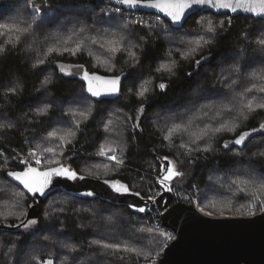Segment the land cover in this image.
<instances>
[{
  "label": "trees",
  "instance_id": "16d2710c",
  "mask_svg": "<svg viewBox=\"0 0 264 264\" xmlns=\"http://www.w3.org/2000/svg\"><path fill=\"white\" fill-rule=\"evenodd\" d=\"M36 7L45 9L42 20L32 14ZM111 9L104 0H0V25L39 21L33 35L19 43L14 34L0 35L4 49L0 52V125L4 126L0 128V264H42L49 258L55 264H149L160 259L174 239L171 234L169 241V232L159 225L160 207L137 215L125 207L61 192L41 204L39 230L8 231L37 202L6 178L7 172L28 167L19 164L21 160L42 156L41 162L69 160L66 165L81 176L118 180L143 199H155L167 157L184 174L179 177L181 188L195 189L200 208L214 216H239L256 202L253 193H262L243 182L264 179L260 155L264 130L245 145L229 143L227 149L223 145L264 125V109L256 107L264 103V93L245 92L264 86V81L251 77L264 70V44L259 42L264 39V21L197 13L181 29L167 23L163 32L126 24ZM210 21L217 29L212 42L192 52L201 37H212L205 32ZM81 27L86 32L81 33ZM113 48L119 50L112 52ZM202 56H211V62L189 80L186 74L196 72L195 61ZM37 60L45 64L33 68ZM60 66L82 74L67 77ZM233 66L241 68L239 75L232 72ZM85 71L102 77L131 75L124 80L118 100L96 102L86 92ZM160 83L168 85L166 92H161ZM213 87L221 94H208ZM143 88L148 91L141 97ZM142 104L150 106L134 129ZM223 107L233 111L223 112ZM39 110L46 114L38 115ZM233 124L238 127L229 131ZM177 125L187 126L188 131L173 133L171 142L165 140ZM204 132V139L191 143ZM48 147L55 149V155L43 151ZM113 148L122 163L97 155L101 149ZM33 150L36 155H29ZM180 193L174 190V195ZM104 243L118 245V250H104L100 247Z\"/></svg>",
  "mask_w": 264,
  "mask_h": 264
},
{
  "label": "water",
  "instance_id": "95a60500",
  "mask_svg": "<svg viewBox=\"0 0 264 264\" xmlns=\"http://www.w3.org/2000/svg\"><path fill=\"white\" fill-rule=\"evenodd\" d=\"M223 2L235 3L236 0H223ZM241 2L244 3L246 7L248 3H255L256 0H241ZM111 4L126 12L158 16L168 23L171 28L176 30L181 29L186 21L197 13L229 16L231 19L243 17L264 21V17L256 16L246 11L245 8L238 7L236 11H231L230 9L194 6L186 12L187 18L183 20V26L181 27L180 25H172L169 18L155 9L146 7L127 8L126 6L116 4L115 0H112ZM124 80L125 79L122 78L121 91ZM99 83L101 82H94V84ZM121 91L118 97H94V99L114 102L119 99ZM165 164H167V161L163 162L161 168ZM160 177L161 169L159 179ZM6 178L13 184L18 183L12 181L7 175ZM55 179L58 178H54V180ZM175 180H173L171 184ZM102 182L101 180H95L89 177H86V179L82 181H65L57 185L56 188L51 191L50 195L61 192L76 199L98 200L108 205L125 207L137 215L146 214L150 209L160 207L161 214L159 216V225L162 230L172 234L174 240L164 248L160 259L152 261L149 264H264V212L252 218L214 219L204 216L192 206L175 202L173 184L171 191H167L162 188L157 181L160 194L155 199H143L141 196L135 195L119 196L112 192L111 189ZM19 188L31 199L37 200L36 205L30 207L28 210L25 219L30 218L39 220L41 215V204H43L50 195H48L46 199L42 198L39 194L33 197L31 193H27L26 190L23 189L22 185H20ZM92 190L95 192L93 197H82L79 195L80 192ZM128 204H134L137 208L142 207L145 211H134L127 206ZM21 229L23 228L15 227L7 230L19 231Z\"/></svg>",
  "mask_w": 264,
  "mask_h": 264
},
{
  "label": "snow or ice",
  "instance_id": "6c2138e0",
  "mask_svg": "<svg viewBox=\"0 0 264 264\" xmlns=\"http://www.w3.org/2000/svg\"><path fill=\"white\" fill-rule=\"evenodd\" d=\"M115 3L118 5L126 6L127 8H137V7H146L155 9L160 13H163L167 18L170 19V22L172 25H180L183 26V20L186 19V12L190 9H192L194 6H207L210 8H218V9H230L231 11H236L237 8H245L246 11H249L253 13L256 16L264 17V0H256L255 3H248L245 7L244 3L241 2V0H236L235 3L231 2H223V0H115ZM46 8L50 9V5H46ZM258 9V11H257ZM121 11L120 8L116 9V12L119 13ZM32 12L37 16L40 17L41 20L44 17L45 9L41 7H36L32 9ZM105 16L108 15V13H104ZM39 23L38 20H33L32 23H27L25 21H17L10 25H0L4 29L3 32H0V35H6V34H14L16 37L17 43L21 41L22 38H26L28 36L33 35L35 31V26ZM143 24V22H139ZM230 24V21H229ZM201 27L203 25L201 24ZM81 33L86 32L85 27H81L79 29ZM216 27L213 26L212 22L210 21L208 23V26L205 28L206 33L212 34V37H209L207 39L201 37L200 40L197 41V47L193 48L191 51L196 52L199 48L203 47L204 45H207L212 42V38L216 34ZM125 38L121 37V41H123ZM97 41L95 39L92 40V43L95 44ZM261 44H264V39H261L259 41ZM15 47V45H14ZM100 47H103L101 44ZM4 49L0 48V52H2ZM81 50V45H77V51ZM119 49L113 48L111 49L112 52H116ZM49 51H52L50 49ZM67 51V49H65ZM261 51H264L262 49ZM212 57L211 56H202L200 59H197L195 61L196 64V72H189L187 73V77L189 80L192 79L193 76L197 75L199 72V68L205 64L210 63ZM44 60H37L36 63L32 65L33 68H39L40 66L44 65ZM167 71L171 72L172 68H166ZM60 71L63 73L64 69L61 68ZM232 72L239 75L241 73V68L239 66H233ZM66 75H71V73H66ZM127 75H131V73L128 74H122L121 76H113V77H102L98 76L96 74H89L87 71L84 72L82 79L87 83L86 92L90 94L91 97H118L120 91H121V82L122 78L126 79ZM251 77L253 79H258L264 81V70H261V72H253L251 73ZM94 82H101L99 84H94ZM48 81L44 82V86H46ZM235 84L236 81H233ZM159 89L162 93L166 92L168 85L165 83H160L158 85ZM14 91V89H13ZM148 91V89L143 88L138 93L139 96L143 97L145 93ZM260 92L264 93V86L257 87V88H246L245 92ZM211 95H219L221 94L219 90H217L215 87L213 89L209 90V93ZM87 100V97L84 98ZM96 102H100L98 99ZM150 105H144L142 104L140 108L138 109V115L136 117L137 123L133 125V128L139 127V121L142 119V114L146 110L147 107ZM257 108L264 109V103H259L256 105ZM247 108L249 111L253 110V107L251 104L247 105ZM223 112L231 113L233 111V107H223ZM38 115L43 116L46 114V110H39ZM206 114V113H205ZM80 115L84 116L85 119H87V114L81 112ZM244 119H247L245 116ZM3 125H0V128H3ZM8 127H12L11 125H8ZM236 127H238L237 124H233V126L228 129L229 131H235ZM105 129L107 130V125L105 126ZM220 129H217L219 131ZM264 130V125L260 126V129H252L250 131H243L233 141L226 142L223 147L225 149L228 148L229 143H232L234 145H245L248 140L252 137L254 132ZM188 131L187 126L181 128L179 125L173 127L169 130L168 134L164 136V139L171 142L173 139V133H186ZM68 135H75L74 132L67 133ZM207 135V132H204L201 135L195 136L192 140V144H196L197 141L204 139V137ZM60 139L63 141L64 137L61 136ZM70 143V141H68ZM181 147H186L183 143L180 145ZM189 150H191L189 148ZM45 153H52L55 155V149L48 147L43 149ZM111 151L115 152L116 149L113 148ZM204 151H208L207 148L204 149ZM239 154V153H237ZM29 155L35 156L36 152L33 150L29 153ZM97 155L100 157H105L108 160L121 162L119 156L112 155V156H106V153L101 149ZM261 156H264V152L260 153ZM164 159L167 161V164L162 166L161 168V177L158 180V183L162 188H164L167 191H171L172 184L171 182L175 180L178 177H182L184 174L177 170L175 164L168 160L167 157H164ZM28 163L26 160L19 161V164ZM41 161L39 159L36 160V164H40ZM18 164V166H19ZM7 177L11 178L12 181L18 182L15 184L16 187H19L20 185L23 186V189L26 190L27 193H31L33 197H35L36 194H39L42 198H47L48 195L51 194V191L56 188L57 185L61 184V182L65 181H82L86 179V177L81 176L78 174V172L72 168L65 167L63 164H60L57 167L48 168L45 171H40L38 168L32 167L29 165L27 168H25L23 171H9L7 172ZM54 178H58L55 179ZM104 185H107L109 189H111L112 192L116 193L119 196L123 195H135L139 196V192H132L131 189L123 184L122 182L118 180H104L102 182ZM233 183H237L236 181H233ZM246 184H251L254 188H256L257 191H264V179H261L259 182H257L255 179H250L246 182H243ZM241 192H244L245 195L248 193L245 191L244 188L240 189ZM82 197H93L95 195L94 190L92 191H83L79 193ZM254 199L259 203L261 207V211L264 212V200L260 198V196L255 195L253 193ZM0 198H3L0 196ZM199 203V201H197ZM129 208L133 209L134 211L138 212H144L145 209L140 207L137 208L134 204H128ZM31 207V206H29ZM203 211V209H201ZM25 215V214H21ZM207 215H211V213H207ZM11 227H17V228H24L26 230H32L36 229L39 230L38 220L37 219H22L20 220V223L17 225H10ZM140 231H143L141 229ZM163 236L164 233H161ZM170 238V237H169ZM93 243H96L95 241ZM104 250L112 249L113 251L118 250V245L104 243L100 245ZM125 251H131V249H125ZM33 260L37 259L36 257L32 258ZM123 259V257H121ZM42 264H55V261L51 258L43 260Z\"/></svg>",
  "mask_w": 264,
  "mask_h": 264
},
{
  "label": "rangeland",
  "instance_id": "374dc122",
  "mask_svg": "<svg viewBox=\"0 0 264 264\" xmlns=\"http://www.w3.org/2000/svg\"><path fill=\"white\" fill-rule=\"evenodd\" d=\"M33 9V8H32ZM32 11V10H31ZM33 14V13H32ZM35 15V14H34ZM38 19L40 18V17H37ZM140 21L139 20H134V21H131L130 23H133L134 25H141V26H143L144 28L146 27L144 24H140L139 23ZM126 23V22H125ZM127 24V23H126ZM148 27H151V28H154V27H152L151 25H149ZM158 29H160V30H162L163 32H167V28H163V27H157ZM61 68H63L64 69V72L62 73L63 75H65V76H67V77H75V76H80L82 73H81V70H78V69H74V68H70V67H66V66H60V69ZM66 73H71V75H66ZM260 129V128H259ZM262 130H260V131H257V132H254L253 133V135L254 134H257V133H259V132H261ZM104 152L106 153V156H112V155H116V153L115 152H113V151H111V149H105L104 150ZM42 160H43V156L42 157H40ZM39 158V160L40 161H42L41 159ZM102 159H106L105 157H102ZM106 160H108V159H106ZM31 161H36V160H31ZM108 161H112V160H108ZM69 162V160H67V161H63V162H50V161H43V162H41L40 164H41V166L42 167H39V166H35V165H33V166H35V168L37 167V168H39V170H46V169H48V168H53V167H56V166H59L60 164H63V165H65V166H67L66 164ZM113 162V161H112ZM115 162V161H114ZM31 166H32V164H31ZM177 170H178V168H177ZM173 184V192H174V190H176V189H179V188H181L182 187V184H181V179L178 177V178H176V180L172 183ZM255 190H256V188H255ZM257 191V190H256ZM260 196V198L262 199V200H264V191H262V193L259 195ZM257 207H260V205H259V203L256 201L254 204H252L251 206H249L248 207V209H246V210H248V211H243L242 212V214H240L239 216H231V215H228V216H214V215H207V213H209V211L208 210H206L205 208H200V213L201 214H203L204 216H206V217H209V218H214V219H221V218H252V217H254V216H256V215H259V214H261V213H263L262 211L261 212H258V213H256L255 212V210H256V208ZM261 208V207H260ZM201 209H203V211H201ZM28 212V211H27ZM170 237V238H169ZM171 234L169 233V235H168V240L170 241L171 240ZM174 240V239H173ZM172 240V241H173ZM171 241V242H172ZM170 244V243H169ZM168 244V245H169ZM167 245V246H168ZM163 254V253H162ZM162 257V256H161Z\"/></svg>",
  "mask_w": 264,
  "mask_h": 264
},
{
  "label": "built area",
  "instance_id": "2783aa9c",
  "mask_svg": "<svg viewBox=\"0 0 264 264\" xmlns=\"http://www.w3.org/2000/svg\"><path fill=\"white\" fill-rule=\"evenodd\" d=\"M104 2L106 4L111 5V7H112L111 13L115 14L116 16L123 18L126 23H129V22L134 21V20H139L140 22H143V24L146 27L151 25L154 28H157V27L166 28L167 23L162 18H160L158 16H154L151 14L126 12L123 9H121V11L119 13H117L116 12L117 7H114L111 4L112 0H104ZM146 15H150L151 17H147ZM26 161H28V163H26L28 166L32 164V166L35 165V166L42 167L41 164H36V161H30V160H26ZM35 166H33V167H35ZM179 190L181 192L180 195H174L175 202L187 204L189 206H192L197 211H200V199H199L197 191L195 189H193L192 191H188L184 188H179ZM197 201H199V203H197Z\"/></svg>",
  "mask_w": 264,
  "mask_h": 264
}]
</instances>
